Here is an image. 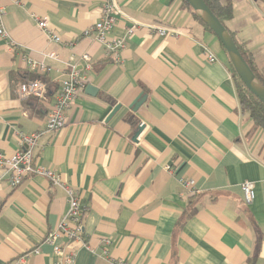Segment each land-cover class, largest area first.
I'll use <instances>...</instances> for the list:
<instances>
[{
	"label": "crops",
	"instance_id": "0c3cea01",
	"mask_svg": "<svg viewBox=\"0 0 264 264\" xmlns=\"http://www.w3.org/2000/svg\"><path fill=\"white\" fill-rule=\"evenodd\" d=\"M102 1L0 0L14 42L0 39V155L19 149V132L44 126L71 55L89 54L90 69L78 70L96 88L90 94L84 87L64 127L40 135L31 151L34 164L78 197L84 244L45 241L68 208L59 186L28 175L12 187L0 169V264H53L54 245L74 249V264H264V133L240 111L220 42L180 0H116L124 16L110 36L124 38L125 47L115 63L102 43L82 36ZM231 1L226 26L264 72V0ZM42 17L59 43L37 26ZM129 18L185 35L159 36L145 25L128 32ZM28 61L49 70H31ZM30 79L46 83L45 99L19 97V84ZM139 94L146 97L133 112L128 106ZM183 180L194 181L192 191ZM244 181L254 184L249 205ZM189 200L196 212L180 226Z\"/></svg>",
	"mask_w": 264,
	"mask_h": 264
},
{
	"label": "built area",
	"instance_id": "2783aa9c",
	"mask_svg": "<svg viewBox=\"0 0 264 264\" xmlns=\"http://www.w3.org/2000/svg\"><path fill=\"white\" fill-rule=\"evenodd\" d=\"M3 15L4 9L0 2V39H3L7 44L12 46L14 42L9 38L8 33L3 27ZM121 16L124 15L116 0H103L100 17L82 31V36L89 37L92 41L102 43L105 46L106 52L115 63L121 61L120 53L125 47V39L110 36V31L114 27L116 20ZM128 20L130 23L127 29L128 32H133L138 27L145 25L130 18ZM36 24L46 34L49 40L55 43L60 42V36L48 28L47 19L45 17L36 18ZM145 26L159 36L178 37L185 35L180 27L165 23H154ZM48 56L53 59H57L58 57L55 52H50ZM90 59L87 52L80 55H71L69 57L67 61V75L59 81L55 100L46 114L44 126L39 130L29 133L19 132V149L10 156L0 155V169L4 170L8 176L10 186L15 187L19 185L28 175H40L49 179L54 185L59 186L65 192L68 208L57 228L46 236L45 241L48 243H53L52 241L55 238L64 237L69 242L75 241L84 244L81 225L83 208L72 188L64 183L58 174L49 168L38 166L32 162L31 151L40 135L60 130L64 127L66 110L74 103L76 97L86 85V80L78 70V66L80 65L84 66L86 69H90ZM208 59L211 62L215 60L212 55H208ZM28 67L31 70H38L39 72H47L49 70L48 66L42 63L38 64L35 61H28ZM17 92L20 98L32 96L43 100L47 94V85L40 79H32L20 83ZM181 183L186 189L190 191L193 190V180H183ZM240 189L244 204H251L255 198L254 184L250 181H244L240 184ZM109 243L110 241L106 240L105 244L109 245ZM53 253L56 256L53 264H74V249L54 245ZM103 253L105 255L107 254L106 247ZM120 264L127 263L121 262Z\"/></svg>",
	"mask_w": 264,
	"mask_h": 264
},
{
	"label": "trees",
	"instance_id": "16d2710c",
	"mask_svg": "<svg viewBox=\"0 0 264 264\" xmlns=\"http://www.w3.org/2000/svg\"><path fill=\"white\" fill-rule=\"evenodd\" d=\"M210 11L218 18V20L227 28L232 39L235 42L243 59L254 73L255 77L264 86V72L257 68L254 56L252 52L246 47L245 43L239 40L234 31L230 30L226 26V21L231 19L233 14L232 1L231 0H204ZM181 7L189 11L196 20H198L208 31L210 29L206 24L196 15L190 5L185 0H180ZM211 32V31H210ZM212 33V32H211ZM231 66V65H230ZM232 76L236 84V92L239 103V108L242 114H245L247 118L251 120L252 129L259 130L264 133V104H262L248 89L244 86L241 80L237 77L235 71L231 66ZM32 80V79H30ZM196 212V207L193 205V201L189 200L186 213L183 218L180 219L178 225H182L183 222L190 218Z\"/></svg>",
	"mask_w": 264,
	"mask_h": 264
},
{
	"label": "water",
	"instance_id": "95a60500",
	"mask_svg": "<svg viewBox=\"0 0 264 264\" xmlns=\"http://www.w3.org/2000/svg\"><path fill=\"white\" fill-rule=\"evenodd\" d=\"M196 15L206 24L210 31L220 42L222 48L226 52L228 60L235 71L237 77L241 80L248 91L253 94L262 104H264V86L255 77L242 55L240 54L234 40L232 39L227 28L218 20V18L210 11L204 0H185ZM85 91L94 94L96 88L91 85L85 86ZM146 95L139 94L128 106L131 111H136L138 107L144 102ZM120 105L116 104L108 114V120L115 111L119 109ZM143 128V124L139 123L135 127L133 140L137 141V137Z\"/></svg>",
	"mask_w": 264,
	"mask_h": 264
}]
</instances>
